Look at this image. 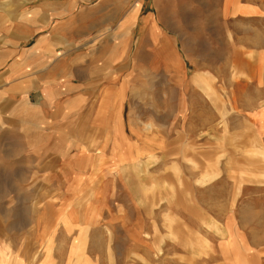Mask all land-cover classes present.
<instances>
[{"label": "rangeland", "instance_id": "1", "mask_svg": "<svg viewBox=\"0 0 264 264\" xmlns=\"http://www.w3.org/2000/svg\"><path fill=\"white\" fill-rule=\"evenodd\" d=\"M37 1L0 0V264L206 255L210 244L180 229L169 195L230 185L235 211L241 185L264 184L261 0H78L104 8L106 27L88 30L105 34L89 51L96 61L72 73L86 95L60 97L39 89L27 28ZM68 54L52 51L49 63ZM218 227L209 229L224 236ZM181 231L184 249L201 253L167 255L166 237L177 243Z\"/></svg>", "mask_w": 264, "mask_h": 264}, {"label": "crops", "instance_id": "2", "mask_svg": "<svg viewBox=\"0 0 264 264\" xmlns=\"http://www.w3.org/2000/svg\"><path fill=\"white\" fill-rule=\"evenodd\" d=\"M77 1L39 0L35 3V17L27 28L28 32L33 31L36 35L31 47H34L37 57L35 64L43 67L40 77L43 81L39 86L42 96L43 89L52 90L58 97L87 93L83 80L73 81L72 73L77 69L81 72L86 63L96 61V57L89 51L92 46H100L99 40L105 30L99 27L98 34L97 31H91L90 34L88 28L90 26L92 29V26L99 22L106 27V21L101 18L100 12L104 8L99 4L81 9L77 7ZM261 3L264 5V0H261ZM260 15V18L264 19V11ZM262 28L259 29L261 33L264 31ZM96 40L98 43H95ZM52 51L60 55L64 52L70 54L56 63H49ZM33 80L35 84H40L36 77ZM175 191L174 195H169V207L178 209L172 213L178 217L180 229L198 233L200 237H195V243H202L204 238L211 249L206 251V255L200 256L201 258L194 257L190 263L174 264H239L234 259L238 248L242 249L244 254L259 259L260 264H264V184L241 185V194L234 200V203L240 202L236 204L235 211L228 207V203L234 199L231 195L234 189L230 185L207 183L197 187L184 186ZM216 225H219L218 228L224 236H216L211 232L210 229ZM178 238L177 243H172L166 237L167 255L190 257L192 253H201L202 249L198 246L184 249L182 243L190 238L182 231Z\"/></svg>", "mask_w": 264, "mask_h": 264}, {"label": "bare ground", "instance_id": "3", "mask_svg": "<svg viewBox=\"0 0 264 264\" xmlns=\"http://www.w3.org/2000/svg\"><path fill=\"white\" fill-rule=\"evenodd\" d=\"M138 1H139V0H138ZM250 12H251V11H250L249 9H248V10L246 9V10H243V11H242V13H244V14H245V13H250ZM197 82H198V81H197ZM84 150H85L84 148H82V147L80 148L81 153H83ZM98 152H99V151H98ZM85 229L87 230V227H86ZM84 234H85V233H84ZM49 242H50V241H49ZM79 259H80V258H79Z\"/></svg>", "mask_w": 264, "mask_h": 264}]
</instances>
